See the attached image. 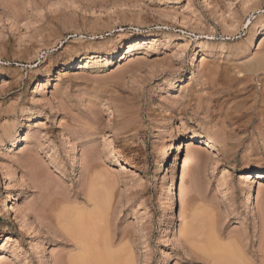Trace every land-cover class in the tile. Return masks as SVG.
Returning <instances> with one entry per match:
<instances>
[{
    "label": "rangeland",
    "instance_id": "374dc122",
    "mask_svg": "<svg viewBox=\"0 0 264 264\" xmlns=\"http://www.w3.org/2000/svg\"><path fill=\"white\" fill-rule=\"evenodd\" d=\"M255 168L264 0H0V264H62L70 207L92 212L104 264H207L203 232L261 264ZM192 212L206 225L191 235Z\"/></svg>",
    "mask_w": 264,
    "mask_h": 264
},
{
    "label": "bare ground",
    "instance_id": "6f19581e",
    "mask_svg": "<svg viewBox=\"0 0 264 264\" xmlns=\"http://www.w3.org/2000/svg\"><path fill=\"white\" fill-rule=\"evenodd\" d=\"M145 38L146 37H143V36L137 37L133 41L134 43H130L128 45L127 52L129 53V52H131L133 50H136L135 49V46L138 47V44L140 45V42L141 41H144ZM152 42H155V40L152 39ZM116 51H117L116 50V47H114L110 52H103V53L87 52L86 53V56H85V59H84L85 62L81 66V68H88L89 65H90L91 59H93V58H102L103 56H105L104 58H106V57H108V55L115 54ZM261 64H263V62H258V64H252V65L253 66L255 65V68L254 69H258V68H260V65ZM46 80H47V78H46ZM172 84L173 83H171L169 86H171ZM205 109H208V108H205ZM191 132L193 133L195 131L192 130ZM193 138H194V136H189L188 137V140H183L182 144H181V142L177 143V146H176V149H175L176 155H178V153L180 151V148L183 147V144H184V146L186 148V155H184L183 156V159H182L183 169L181 170V173H180L179 190H178L179 191L178 194H179V197H181V199L183 198L182 196H183L184 182H185V177H186V175L184 173V168L186 167V165H187V163H188V161L190 159L192 161H195V162L197 160H199L200 159V154H201L200 153V150L201 149L199 150L197 147H192L190 145V144H192L190 141ZM207 138L209 139V136L208 135H207ZM208 139L206 141H208ZM175 165H176V158L172 162V165H171L172 170L175 169ZM245 176H246L245 178H247V179L248 178L249 179L250 178L251 179L252 178H256L258 180V183H261V181H264V170L263 169H256L255 168V169H253V174L250 171V172L246 173ZM17 195L20 196L21 193L20 192H17ZM16 198H18V197H15V199ZM13 199H14V197H13ZM181 201H183V199ZM14 212H15V208H14L13 205H9V207L7 206V208H6V214H5V220L11 222L14 219V217H13ZM91 213L90 214H87L85 212L76 210V209L71 208V207L70 208L63 209L60 212V215H59L60 220L62 222H64L65 225H67V228L65 229V233H64L65 239H66V241L70 242L72 244V246L74 247V250L73 251H70L66 255L67 258L62 262V264H101V263L104 264L105 263L104 260H101L103 258L100 259V256L102 255L100 249L101 248H104L106 246H102L100 243L98 244L99 241L97 240L98 241L97 242L96 239H95L96 238V235H95L96 229L94 228L95 227L94 223H92L93 221L91 219V216L93 214H91ZM192 213H194V212H192ZM199 213H201V212H199ZM199 213L195 212L193 215L191 214L192 216H191L190 222L188 223L189 224L188 225L189 228L186 230V232L189 233V234L191 233V235L193 234V231H191V228L190 227H196L197 226L196 228L202 229V227L205 224L204 223L205 222L204 219H202V217L200 216L202 213L201 214H199ZM179 216H181L182 218L184 217V210H181L180 209ZM203 229H204V227H203ZM211 231L213 233L214 232V229H211ZM203 233H205V232H203ZM203 233L202 234L201 233H196V234H198V236L196 237V235H195V237H196V239L199 240V235H200V238L203 241L202 242L201 239H200V242H201V245H202L201 248H200V250L203 253V255H202L204 257L203 259L205 261H207L206 262L207 264H257V261L255 263L254 261L251 260L254 256H257V252H255L254 250L251 251V249L249 250L250 252L246 250L249 253L252 252L250 254V257L251 258L249 259L248 256H246V251L244 250L245 251V254L242 251V249H245L243 247H245L246 245L245 246L242 245L243 247L241 245H239V247L242 248V249H239V250L242 251L241 252V251H238V250L235 249L236 246L238 247V245H235V241L234 240H232V241H234V245H235L234 248H233V247L229 246L231 244H229V245L228 244L227 245H221L220 243H218L216 241L215 242L214 241H210V239L212 240V238H210L211 236L208 237V235H206L207 236V238H206V236ZM207 234H208V232H207ZM201 235L205 236L206 239L203 236H201ZM217 235L214 236L216 239L218 237ZM212 236H213V234H212ZM214 237H213V240H215ZM240 237H241V235H240ZM203 238H204V240H206L205 242H204ZM218 240H220V239L218 238ZM262 240H263V238H262ZM240 241H243V240L240 239ZM244 241H245V238H244ZM106 244H109V242L108 243H105V245ZM236 244H237V242H236ZM239 244H243V243L241 242ZM203 246H204L205 249L202 248ZM262 247H264V246H262ZM106 248L107 249H110V245L107 246ZM232 248L235 249L236 251L233 250ZM247 248L249 249L250 247H247ZM258 248H257V250H258ZM262 249H263L262 252H264V248H262ZM97 250H98L99 253L96 252ZM107 252H109V253H107V255H110V256L112 255L113 257L115 256L110 251L107 250ZM261 254H263V253H261ZM101 257H103V256H101ZM246 257L248 258L249 261L246 260L247 259ZM197 258H198V256H197ZM190 261L193 263L194 262V259H191ZM261 264H264V260H263V263H261Z\"/></svg>",
    "mask_w": 264,
    "mask_h": 264
}]
</instances>
